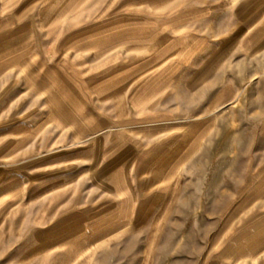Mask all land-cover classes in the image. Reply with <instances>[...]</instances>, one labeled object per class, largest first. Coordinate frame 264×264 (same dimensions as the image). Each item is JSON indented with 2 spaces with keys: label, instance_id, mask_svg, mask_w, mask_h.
<instances>
[{
  "label": "rangeland",
  "instance_id": "rangeland-1",
  "mask_svg": "<svg viewBox=\"0 0 264 264\" xmlns=\"http://www.w3.org/2000/svg\"><path fill=\"white\" fill-rule=\"evenodd\" d=\"M245 1L0 0V264H264Z\"/></svg>",
  "mask_w": 264,
  "mask_h": 264
},
{
  "label": "crops",
  "instance_id": "crops-1",
  "mask_svg": "<svg viewBox=\"0 0 264 264\" xmlns=\"http://www.w3.org/2000/svg\"><path fill=\"white\" fill-rule=\"evenodd\" d=\"M191 2V0H189ZM187 2V1H185ZM233 3H235V0H232ZM245 3H247V6L251 5L254 6L255 8L252 9L251 7H249L247 9V11H245L244 9H240L236 12L235 10L232 11V15L233 16H238V19L240 18V16H244L245 14L251 15V14H259L262 10H259L260 8L264 9V0H246ZM253 4V5H252ZM186 14V13H185ZM166 38H168V40H173L179 41V44L183 45V47H187V46H191L194 47L197 43L203 41L205 38L204 37H193V36H188L187 34H185L182 38L180 39H171L172 37L166 36ZM10 131V130H9Z\"/></svg>",
  "mask_w": 264,
  "mask_h": 264
}]
</instances>
